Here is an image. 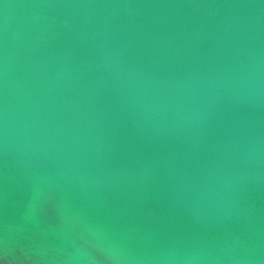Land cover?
Instances as JSON below:
<instances>
[{
  "label": "water",
  "instance_id": "obj_1",
  "mask_svg": "<svg viewBox=\"0 0 264 264\" xmlns=\"http://www.w3.org/2000/svg\"><path fill=\"white\" fill-rule=\"evenodd\" d=\"M109 245L264 264V0H0V264Z\"/></svg>",
  "mask_w": 264,
  "mask_h": 264
},
{
  "label": "clouds",
  "instance_id": "obj_2",
  "mask_svg": "<svg viewBox=\"0 0 264 264\" xmlns=\"http://www.w3.org/2000/svg\"><path fill=\"white\" fill-rule=\"evenodd\" d=\"M99 239L98 232L91 233ZM105 243H108L104 238ZM249 257L238 256L235 250L216 253L204 247H185L180 249H160L144 256H132L126 250L109 245L106 252V264H247ZM60 264H84V259L73 255Z\"/></svg>",
  "mask_w": 264,
  "mask_h": 264
}]
</instances>
